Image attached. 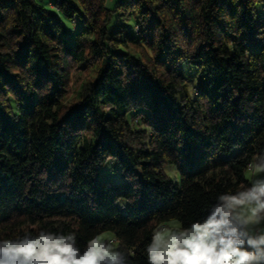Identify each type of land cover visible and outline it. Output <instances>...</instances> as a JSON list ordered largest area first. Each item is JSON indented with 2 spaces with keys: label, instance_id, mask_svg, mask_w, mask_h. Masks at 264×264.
<instances>
[{
  "label": "trees",
  "instance_id": "obj_1",
  "mask_svg": "<svg viewBox=\"0 0 264 264\" xmlns=\"http://www.w3.org/2000/svg\"><path fill=\"white\" fill-rule=\"evenodd\" d=\"M106 1L0 0V239L39 226L83 249L111 231L147 264L154 226L203 218L264 153V0ZM90 57L97 74L67 106ZM110 159L124 182L102 179Z\"/></svg>",
  "mask_w": 264,
  "mask_h": 264
},
{
  "label": "clouds",
  "instance_id": "obj_2",
  "mask_svg": "<svg viewBox=\"0 0 264 264\" xmlns=\"http://www.w3.org/2000/svg\"><path fill=\"white\" fill-rule=\"evenodd\" d=\"M247 186L224 191L191 223L154 226L144 246L147 264H264V153L249 163ZM75 232L40 229L0 239V264H131L134 253L102 233L91 236L83 249Z\"/></svg>",
  "mask_w": 264,
  "mask_h": 264
},
{
  "label": "rangeland",
  "instance_id": "obj_3",
  "mask_svg": "<svg viewBox=\"0 0 264 264\" xmlns=\"http://www.w3.org/2000/svg\"><path fill=\"white\" fill-rule=\"evenodd\" d=\"M119 0H107L106 6L110 9H114L117 2ZM41 4H43L46 7H51L54 0H39ZM112 22L116 23H126L128 25H133V20L128 19L125 20L122 17L119 18L118 13L115 14L114 19ZM70 28H72V23L70 21H67ZM137 28V27H136ZM73 32V29H72ZM132 52L138 53L134 48L130 49ZM99 68V62L93 58H89L88 61L84 63H80L78 65H74V67L71 69V77L69 85L66 89V93L64 95V104L67 106H71L74 103L78 102L82 95L84 94L86 84L92 80L96 74L97 70ZM183 69L186 75L191 76L192 79H196L197 72L196 69L189 65L188 62L183 64ZM193 86H190V90H192ZM193 92V91H191ZM164 169L168 175H170L172 178L178 177L177 169L175 165L172 164H166L164 166ZM100 175L102 179H108L114 184H119L125 181L123 178L120 168L117 165V163L113 160H108L104 165L100 168ZM246 176L249 179L251 176V173L249 170L246 171ZM179 221L178 220H171L164 224L165 227L167 226H175ZM163 226V225H162ZM29 229H34L33 233L36 234L37 231L40 230L39 226H28L24 227L23 231L22 228L20 229V232H28ZM102 234L107 237L109 240L114 241L117 245H119V241L117 240L115 234L111 231H104ZM15 236H17L15 234Z\"/></svg>",
  "mask_w": 264,
  "mask_h": 264
},
{
  "label": "built area",
  "instance_id": "obj_4",
  "mask_svg": "<svg viewBox=\"0 0 264 264\" xmlns=\"http://www.w3.org/2000/svg\"><path fill=\"white\" fill-rule=\"evenodd\" d=\"M164 226V225H163Z\"/></svg>",
  "mask_w": 264,
  "mask_h": 264
}]
</instances>
